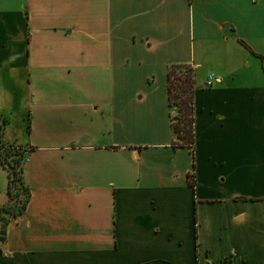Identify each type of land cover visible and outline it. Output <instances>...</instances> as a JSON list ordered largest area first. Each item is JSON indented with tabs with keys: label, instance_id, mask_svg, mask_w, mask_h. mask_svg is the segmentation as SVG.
<instances>
[{
	"label": "crops",
	"instance_id": "0c3cea01",
	"mask_svg": "<svg viewBox=\"0 0 264 264\" xmlns=\"http://www.w3.org/2000/svg\"><path fill=\"white\" fill-rule=\"evenodd\" d=\"M261 59L264 0H0V123L26 124L1 139L29 189L0 264H264ZM170 64L193 68L191 146Z\"/></svg>",
	"mask_w": 264,
	"mask_h": 264
},
{
	"label": "trees",
	"instance_id": "16d2710c",
	"mask_svg": "<svg viewBox=\"0 0 264 264\" xmlns=\"http://www.w3.org/2000/svg\"><path fill=\"white\" fill-rule=\"evenodd\" d=\"M264 72V60L261 59ZM166 95L169 108H175L170 116V128L174 134L173 147L191 146L193 142V91L195 89L193 68L189 64H170L166 68ZM0 123V167L6 178V201L0 205V240L5 236L9 221L21 214L29 199V189L22 175L25 147L6 143L1 139ZM190 182V181H189ZM192 185V183H189Z\"/></svg>",
	"mask_w": 264,
	"mask_h": 264
},
{
	"label": "rangeland",
	"instance_id": "374dc122",
	"mask_svg": "<svg viewBox=\"0 0 264 264\" xmlns=\"http://www.w3.org/2000/svg\"><path fill=\"white\" fill-rule=\"evenodd\" d=\"M203 74L204 73L200 72V77ZM174 115H175V108L172 109V113H171V116H174ZM8 116H9L8 121L3 124V128H4L3 133H4V136L6 138L11 137L13 134L18 133L21 129L23 130V132H24V130L26 131V128H25L26 124L24 125L25 121L23 120V118L20 120V117H18V116H13V117L10 115H8ZM6 143H10V145L13 146V142H7L6 141Z\"/></svg>",
	"mask_w": 264,
	"mask_h": 264
},
{
	"label": "built area",
	"instance_id": "2783aa9c",
	"mask_svg": "<svg viewBox=\"0 0 264 264\" xmlns=\"http://www.w3.org/2000/svg\"><path fill=\"white\" fill-rule=\"evenodd\" d=\"M211 82H212V78H211V76H208L207 77V80H206V82H205V85H211Z\"/></svg>",
	"mask_w": 264,
	"mask_h": 264
}]
</instances>
